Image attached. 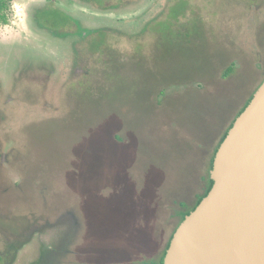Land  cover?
<instances>
[{
	"label": "rangeland",
	"instance_id": "rangeland-1",
	"mask_svg": "<svg viewBox=\"0 0 264 264\" xmlns=\"http://www.w3.org/2000/svg\"><path fill=\"white\" fill-rule=\"evenodd\" d=\"M53 2L43 23L111 24L120 52L139 38V58L72 75L91 56L81 40L74 56L78 35L36 26L51 0L0 8V254L30 236L12 264L157 260L174 199L202 191L213 147L264 79V0Z\"/></svg>",
	"mask_w": 264,
	"mask_h": 264
},
{
	"label": "water",
	"instance_id": "water-1",
	"mask_svg": "<svg viewBox=\"0 0 264 264\" xmlns=\"http://www.w3.org/2000/svg\"><path fill=\"white\" fill-rule=\"evenodd\" d=\"M210 176L162 264H264V81L220 143Z\"/></svg>",
	"mask_w": 264,
	"mask_h": 264
},
{
	"label": "trees",
	"instance_id": "trees-1",
	"mask_svg": "<svg viewBox=\"0 0 264 264\" xmlns=\"http://www.w3.org/2000/svg\"><path fill=\"white\" fill-rule=\"evenodd\" d=\"M10 1L11 0H0V8L6 7ZM47 7L59 8V6H56L54 4L53 0H51V3H48L45 6L35 7V9L33 10V18L36 23V26H39L40 28H45L47 31L49 30L50 35H52L54 38H60V36H65L68 34L78 35L79 37L78 39L74 40L73 47H72L74 51V56H79L80 54L79 51L75 49L76 46H74L77 40L82 41L83 46L88 48L86 55L91 56V57L86 56L85 60L80 64L77 63L76 58H75V61H73L74 62L73 67L75 69L72 72V75H74V73L77 72V69H79V66H81L85 69H83L82 71L80 70L82 73L80 72L79 76H93V74H95V76H111L113 75L114 72L119 71L117 68L118 64L114 60V57L117 54L120 55L122 58H124L126 61H127V58L133 57V56L136 58H139V54L138 53L136 54V52L134 51V47H136V44H137L136 42L140 41L138 37L137 39L134 40L135 43H133V47L130 51L120 52L121 50L118 47H116L114 44L115 42H113V39L115 38L114 36L117 34V31L113 27V25L99 24V25L92 26L88 24L87 22H85L87 24L86 25L81 17L73 15L69 12H66L65 14H63L64 16H62L63 18H65L63 19L65 25H60L59 20L55 21L56 23L55 25L53 24L47 25L42 22V19L40 17V15L46 11L45 9ZM156 20L157 19H153V21H156ZM146 30L150 31L148 26ZM156 40H157V35L153 37V40L151 41V43L154 44ZM142 41H145V40H142ZM91 59H94L92 63L89 62V60ZM89 63L91 64L89 65ZM92 64L93 66L89 68V66H91ZM115 64H117L116 67H115ZM226 134H227V131L223 134L218 144L212 149L213 152L211 153L209 160H208L209 161V171H207V173L203 175L204 186H203L202 191L198 193L197 195H195V198L191 200L190 202H188L187 200H178V199L175 200L174 199V202L177 205L175 207V213H174V215L177 217V224L174 228L173 233L175 232L176 228L181 223V221L185 218V216L188 213H190L193 209H195V207L199 204L201 199L211 189L214 181L212 180L210 176V170L213 166L214 155L220 143L226 136ZM173 233L171 234L167 242L166 248L163 251V254L161 255V257L157 260L150 259V260L144 261L143 264H162L164 262V256L166 254L167 248L169 247ZM29 239H30V236H28L26 240H23V241L18 240L17 242H15L16 244L13 243L11 245L12 249L15 252L18 251L20 247L24 243H26V241H28ZM4 254L7 255L8 253L4 252L3 255L0 254V258H2L1 261H3L6 258L5 257L6 255ZM14 254H13V258H14ZM42 255L43 253H41L40 258L38 259L36 264H44L45 260L43 259ZM8 258H10V256ZM48 264H50V262H48Z\"/></svg>",
	"mask_w": 264,
	"mask_h": 264
},
{
	"label": "flooded vegetation",
	"instance_id": "flooded-vegetation-1",
	"mask_svg": "<svg viewBox=\"0 0 264 264\" xmlns=\"http://www.w3.org/2000/svg\"><path fill=\"white\" fill-rule=\"evenodd\" d=\"M264 81V79L260 82V84L256 87V89L251 93V95H249V97L245 100V102H244V104H243V106L240 108V110L237 112V114L235 115V117H234V119L232 120V122L230 123V125H229V127L227 128V132L229 131V129L231 128V126L233 125V123H234V121L236 120V118L239 116V114L245 109V107L249 104V102L251 101V99L253 98V96H254V94H255V92H256V90L258 89V87L262 84V82ZM225 131V132H226ZM216 153V152H215ZM215 156V155H214ZM17 252L18 251H14L13 253H12V255L10 256L9 254H4V255H6L5 257V259L3 260V264H12L13 262L12 261H14V259H15V256H16V254H17ZM15 253V254H14ZM13 254H14V258H13ZM2 255H3V253H2ZM10 256V258H8ZM43 256V259L45 260V262H44V264H48V262H50L49 260H50V258H51V254H49V253H47V254H43L42 255Z\"/></svg>",
	"mask_w": 264,
	"mask_h": 264
}]
</instances>
